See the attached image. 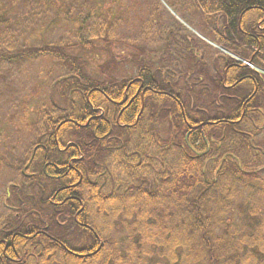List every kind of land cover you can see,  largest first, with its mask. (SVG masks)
<instances>
[{"label": "trees", "instance_id": "16d2710c", "mask_svg": "<svg viewBox=\"0 0 264 264\" xmlns=\"http://www.w3.org/2000/svg\"><path fill=\"white\" fill-rule=\"evenodd\" d=\"M161 1L255 69L225 53L214 73L190 60L208 81L187 98L150 68L148 47L118 60L117 29L133 44L167 13ZM14 7H39L32 27L63 22L75 38L20 43L4 17ZM0 11V63L50 58L69 71L40 118L21 119L22 157H4L17 179L3 186L0 264H264V0H0ZM83 53L105 56L98 78ZM123 65L135 73L120 76Z\"/></svg>", "mask_w": 264, "mask_h": 264}, {"label": "rangeland", "instance_id": "374dc122", "mask_svg": "<svg viewBox=\"0 0 264 264\" xmlns=\"http://www.w3.org/2000/svg\"><path fill=\"white\" fill-rule=\"evenodd\" d=\"M159 6H161V8L165 7L163 3ZM164 9L167 13L161 11L154 16L153 23H157L155 28L152 26H150V28L145 27V33H141L139 28L138 32L131 34L134 40L133 44L130 42H123L126 34L131 33L132 30L125 28L117 29L116 37L118 41L113 44L112 48L118 60L128 61L138 53L136 48L148 47L150 51L148 60L150 68L154 71H159L163 79L169 81L171 84L175 83L180 87L176 91L179 92L181 97L191 98L194 96V90L198 88L199 90L202 89L201 86L208 81V78L206 79L200 76V73L196 74L194 69L188 70L187 65L190 63V60L202 59L206 62L209 72L214 73L216 69L215 66H220L221 68L220 61H222V52L227 53L226 56L230 58H232L233 54L223 50V48L219 49V47H216L212 42V45L210 44L212 47H210L208 45L209 43L201 41V38L194 33L191 27L188 25L184 27L179 21L187 30V33L184 32L171 17L170 10L166 7ZM42 12L39 11V7L36 11L27 10V8L25 11V8L23 9L21 7L16 9L14 7L13 10H10L9 13L5 15L4 12L0 11V16L4 15L8 20L16 24L15 28L20 29L18 41L22 44L25 42L29 46L35 47L40 46L45 40L57 43L60 39L66 42L75 38L72 34L73 30L71 26L68 25L67 27V24L63 22H60L56 28H52L49 32L40 31L35 25L32 27V23L34 22V17L32 16L36 13L43 15ZM138 24H140V22H137V25ZM126 25L130 26L128 23ZM0 28V30H2L0 33V48H4L5 43L3 41L7 39V37H2L4 36L2 32H8L5 30V25L0 26ZM197 30L203 36L212 40L211 37L206 35L202 30ZM164 31L170 33V37L174 40L179 39L180 42L166 44L167 42L164 41L161 43L160 37H162ZM141 35L144 36L146 40L149 39L150 42H143L144 44L140 45L137 44L139 40L142 41ZM155 36L157 39H155ZM16 46L17 44H14V46L8 50L12 52L13 48ZM78 52L79 51L74 49L69 51L68 54L75 55ZM83 58L88 63L87 71L92 76L98 78L97 66L105 61V56L86 53L83 55ZM243 66L249 69H255V67L251 65ZM191 72L193 75H191ZM68 73L69 71L67 68L50 58L29 59L18 64L15 62L8 63L5 60H2L0 63V162H4L3 167L0 166V225L6 219L8 213L2 203V196L4 193L3 186L8 180L16 181L15 179H17L14 178V170L10 169L8 166L6 167L8 161H6L5 158L9 157L11 160H13L12 158L20 159L25 151L24 149H27L31 142L29 137L31 135L24 134L20 121L21 119H26L28 122H36L40 118L39 116H41V113L38 111L45 107L48 100L49 86L56 79ZM134 73L135 71L131 69L129 65H123L119 70V75L122 77H129ZM189 83H192L191 86L188 85ZM171 87L173 88V86ZM201 98H204V96H201ZM11 154L13 157H11Z\"/></svg>", "mask_w": 264, "mask_h": 264}, {"label": "crops", "instance_id": "0c3cea01", "mask_svg": "<svg viewBox=\"0 0 264 264\" xmlns=\"http://www.w3.org/2000/svg\"><path fill=\"white\" fill-rule=\"evenodd\" d=\"M198 37L201 38V41H202V42L205 41L204 38H203L202 36H199V35H198ZM206 42L208 43V41H206ZM208 45L210 46V44H208ZM210 47H212V46H210Z\"/></svg>", "mask_w": 264, "mask_h": 264}, {"label": "flooded vegetation", "instance_id": "af4514ba", "mask_svg": "<svg viewBox=\"0 0 264 264\" xmlns=\"http://www.w3.org/2000/svg\"><path fill=\"white\" fill-rule=\"evenodd\" d=\"M233 67H234V65H232ZM235 66H237V65H235ZM262 82H264V80H261Z\"/></svg>", "mask_w": 264, "mask_h": 264}]
</instances>
